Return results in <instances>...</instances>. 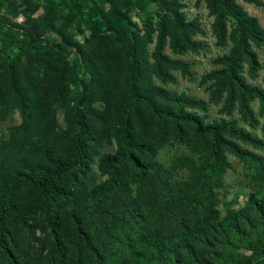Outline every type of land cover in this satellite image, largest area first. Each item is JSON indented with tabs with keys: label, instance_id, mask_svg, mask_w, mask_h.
<instances>
[{
	"label": "trees",
	"instance_id": "16d2710c",
	"mask_svg": "<svg viewBox=\"0 0 264 264\" xmlns=\"http://www.w3.org/2000/svg\"><path fill=\"white\" fill-rule=\"evenodd\" d=\"M37 1L34 17V0H0V123L21 119L0 141V264H264V190L237 209L214 191L228 154L264 177L243 147L264 151L243 126H259L256 102L264 115L258 19L198 0L225 51L201 75L204 100L177 89L196 80L183 57L208 50L181 0ZM39 223L48 245H23Z\"/></svg>",
	"mask_w": 264,
	"mask_h": 264
},
{
	"label": "rangeland",
	"instance_id": "374dc122",
	"mask_svg": "<svg viewBox=\"0 0 264 264\" xmlns=\"http://www.w3.org/2000/svg\"><path fill=\"white\" fill-rule=\"evenodd\" d=\"M262 2L261 6H255L253 4L244 3L242 0H237V2L245 9V11L250 15L258 19L262 26H264V0H260ZM35 3L38 4L37 0H34ZM183 4H185L184 11L186 12L189 19L198 16L200 22L203 24L205 36H201L208 44L207 51H201L199 54L189 53L185 58L186 60L194 61V65L192 67V71L195 73V81H189L187 79L179 78L177 89L178 90H186L188 94L192 96H196L198 98H202L204 100L208 99V94L205 90V86L200 85L201 75L207 73L215 68L212 60L218 56L223 54L225 51L215 45V38L212 34L211 24L213 22V18L208 15V11L205 8V4L203 2H199L198 0H181ZM38 10L33 14L34 17L40 16L43 12V3L39 2ZM133 20L136 21L139 25H141L140 16L135 11L133 13ZM17 23L24 22V17L20 15L16 20ZM77 39L80 40L81 37L77 36ZM258 53V57L262 60V51L256 50ZM258 81L261 82V78H258ZM254 111L257 114L259 120V126L252 130L247 125H243L241 121H239V114H232V116L238 120V124L243 125L247 130L254 133L256 136L264 140V133L261 129L262 125H264V115L259 116V107L258 102L253 105ZM219 107L210 106L208 111L209 118H219L223 115H219L218 113ZM57 121L60 124H64V119L62 113L57 115ZM21 119L19 114L16 112L13 116L5 121L0 123V141L7 136L8 128L12 125L19 124ZM250 149L253 152L259 153L264 156L263 150L254 149L251 146H243ZM228 167L223 177V185L222 187L215 188V198L218 201L219 207H224V203L231 202V208L237 209L242 205L247 199L255 196L256 188H260L264 190V177L258 173L257 169L245 161L241 160L239 157L228 154ZM93 173H95L97 177L98 183L100 181H104L106 176H103L98 169L97 165L93 166ZM187 175V172L184 173V176ZM185 178V177H184ZM22 233V243L25 246H30L33 249L38 248L42 241H45L46 245H48V235L45 228L42 224L39 223L38 228L21 230ZM48 250L46 248L42 249V258L47 254Z\"/></svg>",
	"mask_w": 264,
	"mask_h": 264
}]
</instances>
